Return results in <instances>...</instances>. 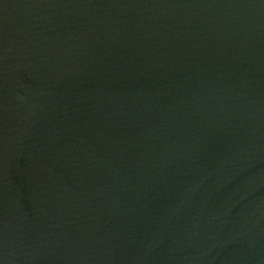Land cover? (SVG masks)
I'll return each instance as SVG.
<instances>
[{
    "label": "water",
    "instance_id": "water-1",
    "mask_svg": "<svg viewBox=\"0 0 264 264\" xmlns=\"http://www.w3.org/2000/svg\"><path fill=\"white\" fill-rule=\"evenodd\" d=\"M0 264H264V0H0Z\"/></svg>",
    "mask_w": 264,
    "mask_h": 264
}]
</instances>
